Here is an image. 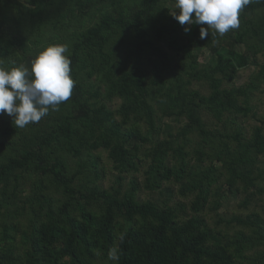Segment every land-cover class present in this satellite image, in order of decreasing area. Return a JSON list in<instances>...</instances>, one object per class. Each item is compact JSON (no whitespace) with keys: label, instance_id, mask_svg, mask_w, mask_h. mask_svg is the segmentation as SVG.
Instances as JSON below:
<instances>
[{"label":"trees","instance_id":"16d2710c","mask_svg":"<svg viewBox=\"0 0 264 264\" xmlns=\"http://www.w3.org/2000/svg\"><path fill=\"white\" fill-rule=\"evenodd\" d=\"M173 5L0 0V67L31 69L63 44L74 81L37 123L0 114V264H264V112L251 104L264 92V0L205 39ZM227 193L243 194L229 215Z\"/></svg>","mask_w":264,"mask_h":264},{"label":"clouds","instance_id":"9594fccd","mask_svg":"<svg viewBox=\"0 0 264 264\" xmlns=\"http://www.w3.org/2000/svg\"><path fill=\"white\" fill-rule=\"evenodd\" d=\"M251 0H175L173 17L180 25H200V38L209 35V29L223 36L239 27V12ZM206 26V27H205ZM184 31H190L185 27ZM68 47L49 45L31 61V69L23 65L6 70L0 67V114L12 117L16 127L23 128L39 122L50 108L67 101L74 81L70 76Z\"/></svg>","mask_w":264,"mask_h":264},{"label":"rangeland","instance_id":"374dc122","mask_svg":"<svg viewBox=\"0 0 264 264\" xmlns=\"http://www.w3.org/2000/svg\"><path fill=\"white\" fill-rule=\"evenodd\" d=\"M173 8L175 9L174 5H173ZM187 27H189L191 29L192 25H187ZM189 32H187V34ZM194 52L200 56V60H202V61H205L209 58V52L207 50L195 47ZM255 70H256L255 66H249V67H245V68L241 69L239 71L236 79L232 82V85L239 86V85H242L244 83H247L249 78H250V75L252 73H254ZM263 86L264 85H262L260 88H263ZM118 102H119V100H116L114 102V104L111 105V107L112 108L115 107V105L118 104ZM251 104H252L253 108L257 111L256 116L259 117V115H261L262 112H264V92L254 93L252 100H251ZM202 119L204 121H206L207 124H210L211 117L209 115H207L206 113L203 114ZM241 122L243 125H248L247 128L252 127L253 125L258 123L256 121V119L252 118V117L242 119ZM212 125H213V123H212ZM213 128L222 131V125L221 124H218L216 126L213 125ZM102 160H103L104 168H105V172H106V177L102 182V186L106 187V186H109L111 175L113 174L114 171L112 172L110 170V163L105 159V153L102 154ZM259 163L262 166H264V157L263 156L260 157ZM158 195H159L158 193H149V194L144 193L143 197H145L146 199H157ZM242 197H243V194H241V193L238 195H236V194L235 195H229L228 193L225 194L223 201H222V205L219 209V212L220 213H226L227 215L238 212V210L235 211V206L238 204V202L240 201V199ZM180 200L188 203L190 201V198H184V199H180ZM258 210L259 209L257 208L256 211H258ZM242 213H244V212H242Z\"/></svg>","mask_w":264,"mask_h":264}]
</instances>
